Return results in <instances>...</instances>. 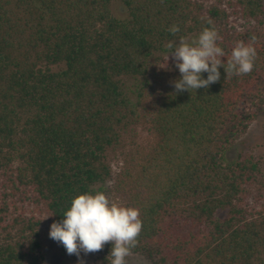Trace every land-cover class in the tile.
<instances>
[{"label":"trees","instance_id":"obj_1","mask_svg":"<svg viewBox=\"0 0 264 264\" xmlns=\"http://www.w3.org/2000/svg\"><path fill=\"white\" fill-rule=\"evenodd\" d=\"M112 1L0 0V264H46L42 220L24 206L52 224L111 179L106 193L143 222L130 255L264 264L263 160L227 159L264 112V0H120L124 19ZM208 19L225 68L235 43L253 38L254 68L221 67L207 89L177 92L167 45ZM137 126L154 142L114 178L108 155ZM110 250L81 261L110 264Z\"/></svg>","mask_w":264,"mask_h":264},{"label":"clouds","instance_id":"obj_2","mask_svg":"<svg viewBox=\"0 0 264 264\" xmlns=\"http://www.w3.org/2000/svg\"><path fill=\"white\" fill-rule=\"evenodd\" d=\"M207 23L210 27H205L197 36L180 37L167 45L170 51L166 67L171 57L180 73V78L173 81L177 92L207 89L220 80L221 67L226 75L231 72L236 76L249 74L254 68L257 55L254 38L247 44L243 41L235 43L225 68L222 58L227 54L218 44L221 37L211 26L212 20L208 19ZM168 31L175 35L180 28L173 25ZM204 73H207L206 78ZM62 217L61 221L50 225V239L62 244L68 255H76L78 259L81 253L87 255L100 251L111 242L110 264H126V257L138 244L137 237L143 223L138 208L111 200L99 190L75 197ZM81 264L84 262L81 261Z\"/></svg>","mask_w":264,"mask_h":264},{"label":"rangeland","instance_id":"obj_3","mask_svg":"<svg viewBox=\"0 0 264 264\" xmlns=\"http://www.w3.org/2000/svg\"><path fill=\"white\" fill-rule=\"evenodd\" d=\"M112 13L115 17L119 19L125 18L124 8L121 5L120 0H113L111 5ZM170 51V50H169ZM168 51V53H169ZM168 53L165 54V60L167 58ZM168 61H172L171 57H169ZM150 81L154 83L155 79L153 77L150 78ZM128 87H133L135 82L131 81L128 82ZM138 84V83H137ZM136 98V95H134ZM264 112L260 115V117L251 125L248 132L242 136L238 141L234 143V145L230 148L227 159L229 161L235 160L239 156L241 157H250L258 160H263L264 164ZM154 139L152 135L142 126H137L133 128V131L130 135L125 136L122 146L115 150L111 151L108 155V160L112 168V175L114 178L118 174L121 173V170L130 165L128 161L133 154L140 152L142 150H146L152 143ZM136 156V155H135ZM2 180L0 179V182ZM113 179L108 181L103 185H97L95 187L96 190H99L101 186H103V192H105L106 196L113 200L110 194H107L106 191L112 188ZM252 191V196L255 195V192ZM0 195H4L2 190V185H0ZM251 199V198H250ZM254 203V199L250 200ZM0 198V203H1ZM24 209H27V215H31L32 212L36 214L38 218L42 220V233H43V247H44V254L46 257V264H63L64 259H68L69 261L79 262L82 259L94 260L97 257L96 252L84 255L81 253L80 258L76 255H68L67 252L64 250L62 244L50 239L49 237V230H50V223L46 219L44 215H40L33 207L28 208L24 206ZM224 214V212H222ZM71 264V263H70ZM126 264H152L149 260L141 255H129L126 257Z\"/></svg>","mask_w":264,"mask_h":264}]
</instances>
